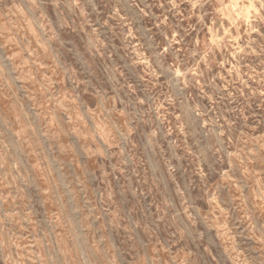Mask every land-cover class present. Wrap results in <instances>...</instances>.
<instances>
[{
    "label": "rangeland",
    "instance_id": "rangeland-1",
    "mask_svg": "<svg viewBox=\"0 0 264 264\" xmlns=\"http://www.w3.org/2000/svg\"><path fill=\"white\" fill-rule=\"evenodd\" d=\"M0 264H264V0H0Z\"/></svg>",
    "mask_w": 264,
    "mask_h": 264
},
{
    "label": "bare ground",
    "instance_id": "bare-ground-1",
    "mask_svg": "<svg viewBox=\"0 0 264 264\" xmlns=\"http://www.w3.org/2000/svg\"><path fill=\"white\" fill-rule=\"evenodd\" d=\"M236 27V26H235Z\"/></svg>",
    "mask_w": 264,
    "mask_h": 264
}]
</instances>
